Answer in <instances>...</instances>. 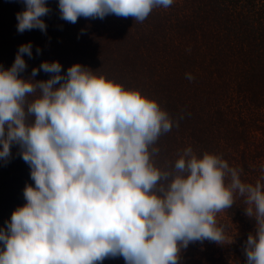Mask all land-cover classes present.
Returning <instances> with one entry per match:
<instances>
[{"label":"clouds","instance_id":"clouds-1","mask_svg":"<svg viewBox=\"0 0 264 264\" xmlns=\"http://www.w3.org/2000/svg\"><path fill=\"white\" fill-rule=\"evenodd\" d=\"M21 2L26 10L17 13V31L46 34L48 0ZM172 4L58 0L60 19L72 24L108 15L143 22L153 9ZM32 47L21 45L11 68H0V160L7 162L19 145L35 185L25 187L27 203L0 230V264H102L110 257H123L125 264H179L180 249L192 242H225L216 215L230 209L237 195L256 221L244 246L246 262L264 264L260 180L244 183L242 170L219 155L199 158L191 147L173 169H158L151 158L159 149H149L178 120L139 91L81 64L62 75L58 61H45L31 79L21 78ZM41 70L51 78L36 81Z\"/></svg>","mask_w":264,"mask_h":264},{"label":"trees","instance_id":"trees-1","mask_svg":"<svg viewBox=\"0 0 264 264\" xmlns=\"http://www.w3.org/2000/svg\"><path fill=\"white\" fill-rule=\"evenodd\" d=\"M47 6L46 34L39 29L19 33L16 17L26 10L24 4L0 0V68H11L27 43L33 56H24L27 69L21 78L31 79L32 70L45 61H58L62 75L81 64L125 90L139 91L178 120L179 126L149 149H159L151 158L158 169H173L191 147L199 158L205 152L219 155L242 170V182L264 184V0H173L143 22L108 15L81 17L75 24L60 19L58 0H48ZM51 75L41 70L34 79L47 81ZM27 185L35 186L30 166L13 145L9 160H0V230L27 203ZM246 207L237 195L230 209L216 215L225 242H192L180 249L179 264H247L244 246L256 232V221L245 214ZM102 264L125 260L110 257Z\"/></svg>","mask_w":264,"mask_h":264},{"label":"rangeland","instance_id":"rangeland-1","mask_svg":"<svg viewBox=\"0 0 264 264\" xmlns=\"http://www.w3.org/2000/svg\"><path fill=\"white\" fill-rule=\"evenodd\" d=\"M226 235L229 237V240H228V241H231V240H232V238H231V234H230V233H227ZM233 235H234V234H233ZM235 235H237V236L242 235L240 229H237V230L235 229ZM228 241H227V242H228Z\"/></svg>","mask_w":264,"mask_h":264}]
</instances>
